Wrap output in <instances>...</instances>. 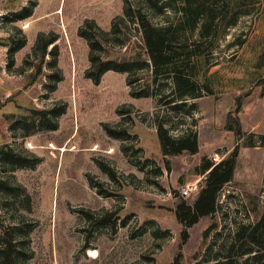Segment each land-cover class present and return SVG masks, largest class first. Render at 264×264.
I'll use <instances>...</instances> for the list:
<instances>
[{
  "label": "rangeland",
  "instance_id": "374dc122",
  "mask_svg": "<svg viewBox=\"0 0 264 264\" xmlns=\"http://www.w3.org/2000/svg\"><path fill=\"white\" fill-rule=\"evenodd\" d=\"M25 7L32 15L19 19ZM124 7L125 0H0V147L41 159L14 171L0 161V264H216L226 255L223 243L264 207V146L245 147L226 130L229 113L239 110L246 133L264 134V6L220 39L214 94L199 100L192 117L155 97L132 96L126 73L109 71L99 83L87 76L90 46L81 28L94 20L109 31ZM130 28L112 39L125 44L108 46L109 58L142 51L138 27ZM39 39L55 43L44 53ZM53 108L65 110L51 122L58 129L38 131V115H31ZM157 119L173 135L201 132L199 155L164 156ZM238 143L236 175L218 212L202 217L186 239L178 205L197 199L204 157L216 164V154L222 161ZM194 183L198 192L183 197ZM18 186L31 196V210Z\"/></svg>",
  "mask_w": 264,
  "mask_h": 264
},
{
  "label": "trees",
  "instance_id": "16d2710c",
  "mask_svg": "<svg viewBox=\"0 0 264 264\" xmlns=\"http://www.w3.org/2000/svg\"><path fill=\"white\" fill-rule=\"evenodd\" d=\"M261 6H264V0H125L124 14L114 19L111 30L105 31L94 20L88 21L80 30L90 46L91 66L87 76L99 83L109 71L126 73L132 96L155 97L157 104L167 105L170 111L184 112L192 117L199 111V100L214 94L211 70L221 62V53H217L220 39L243 17L261 12ZM23 12L19 19L32 15L29 7H25ZM130 22L138 27L142 35V51L131 59L109 58L106 55L107 47L125 44L124 41L121 44L113 43L112 39H121L130 34ZM240 41L239 44H244L243 40ZM54 43L55 39H50L42 45V39L38 40V46L43 47L44 53ZM57 110H39L31 115H38V131L58 129V121H54V124L51 122L53 117L55 119L65 110L58 113ZM239 112L229 113L226 130L234 132L245 147L264 146V134L246 133L243 130ZM157 128L164 156L200 152L198 130L187 129L173 135L171 126L158 119ZM107 130L114 138L123 137V133ZM255 137L258 139L254 140ZM239 146L240 143L217 164L207 157L203 159L200 171L207 176L197 199L192 204L182 199L177 208V217L185 227L186 239L189 228L202 217H213L218 212L222 190L236 175ZM0 161L10 164L9 170L14 171L34 169L41 159L35 156L29 161L13 146L4 144L0 147ZM100 164L104 172L114 177L111 167ZM3 185H6V181L0 179V188ZM91 186L96 187L92 180ZM17 188L27 195L25 187ZM27 197L28 210H31L32 199L30 195ZM213 228L216 225L213 224L206 234ZM222 250L226 251V255H217L216 264H264V207L258 212L254 223H243L237 227L223 243ZM6 258L9 261L11 255L6 253ZM176 264L181 263L178 261Z\"/></svg>",
  "mask_w": 264,
  "mask_h": 264
},
{
  "label": "built area",
  "instance_id": "2783aa9c",
  "mask_svg": "<svg viewBox=\"0 0 264 264\" xmlns=\"http://www.w3.org/2000/svg\"><path fill=\"white\" fill-rule=\"evenodd\" d=\"M213 160H214V162H215L216 164L219 163V162H221V161H220V156H219V154H216V155L214 156ZM198 189H199V186H198L197 183H194V184H192V185H188L186 188H184V189L182 190V196H183V197H189L192 193H194V192H198Z\"/></svg>",
  "mask_w": 264,
  "mask_h": 264
},
{
  "label": "bare ground",
  "instance_id": "6f19581e",
  "mask_svg": "<svg viewBox=\"0 0 264 264\" xmlns=\"http://www.w3.org/2000/svg\"><path fill=\"white\" fill-rule=\"evenodd\" d=\"M52 145H53L54 148H58V147H56L54 144H52ZM97 146H98V145H97ZM60 150H61L62 152H65V151H68V148H65V147H64V148H62V149H60Z\"/></svg>",
  "mask_w": 264,
  "mask_h": 264
},
{
  "label": "crops",
  "instance_id": "0c3cea01",
  "mask_svg": "<svg viewBox=\"0 0 264 264\" xmlns=\"http://www.w3.org/2000/svg\"><path fill=\"white\" fill-rule=\"evenodd\" d=\"M199 132V131H198ZM231 132V131H230ZM234 133V132H233ZM235 134V133H234ZM263 134V133H262ZM201 132H199V139L201 140ZM236 136V135H235ZM194 155H199L198 153L197 154H194ZM205 158V157H204Z\"/></svg>",
  "mask_w": 264,
  "mask_h": 264
}]
</instances>
